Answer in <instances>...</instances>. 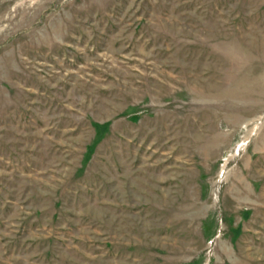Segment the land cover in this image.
Here are the masks:
<instances>
[{"label": "rangeland", "instance_id": "rangeland-1", "mask_svg": "<svg viewBox=\"0 0 264 264\" xmlns=\"http://www.w3.org/2000/svg\"><path fill=\"white\" fill-rule=\"evenodd\" d=\"M0 264H264V0H0Z\"/></svg>", "mask_w": 264, "mask_h": 264}, {"label": "trees", "instance_id": "trees-1", "mask_svg": "<svg viewBox=\"0 0 264 264\" xmlns=\"http://www.w3.org/2000/svg\"><path fill=\"white\" fill-rule=\"evenodd\" d=\"M92 125L94 128L95 137L94 140L86 146V153L84 156L85 161L90 160V155L94 151L95 145L99 143L103 136L109 131L110 122L99 123L92 121Z\"/></svg>", "mask_w": 264, "mask_h": 264}]
</instances>
